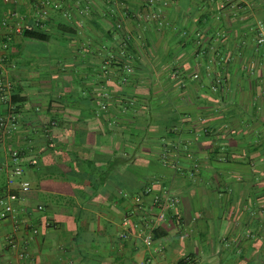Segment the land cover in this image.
I'll return each instance as SVG.
<instances>
[{
    "label": "crops",
    "instance_id": "crops-1",
    "mask_svg": "<svg viewBox=\"0 0 264 264\" xmlns=\"http://www.w3.org/2000/svg\"><path fill=\"white\" fill-rule=\"evenodd\" d=\"M39 11L46 39L14 33ZM2 20L0 264H264V0H0Z\"/></svg>",
    "mask_w": 264,
    "mask_h": 264
},
{
    "label": "built area",
    "instance_id": "built-area-1",
    "mask_svg": "<svg viewBox=\"0 0 264 264\" xmlns=\"http://www.w3.org/2000/svg\"><path fill=\"white\" fill-rule=\"evenodd\" d=\"M5 1H7V0H5ZM38 1L40 2V0H38ZM150 2H153V0H150ZM168 2H169V0H162L163 6L167 5ZM44 16H45V13L39 11L38 12V18L35 19L32 26L34 28H38L41 25L42 18ZM16 17H17V15H16ZM152 17H154V16H152ZM10 26H11V24H9V22L7 20L0 21V27H2V28H8ZM21 28H22L21 25L15 24V26L13 28L14 33L21 34L22 33ZM263 44H264V33L260 32L256 38V45L262 46ZM8 47H9L8 42L4 43L2 46L3 50H7ZM0 61H2V59H0ZM9 90H10V84L4 80V78L2 77V74H1V70H0V101L5 105H8L10 103ZM15 128H16L15 116L9 115L8 118L0 119V133H2V134L9 133L11 130H14ZM19 156H20V151L13 150L11 152V160H12L11 174L13 177H17V178H20L23 175V170L18 164ZM8 184L12 185L13 180L9 179ZM29 190H30V184L27 181H20L19 182V184H18V192L19 193L20 192L25 193V192H28ZM19 198H20L19 194L15 193V192L8 193L5 196L0 198V207H1V209H0V220H9L12 223L14 233L17 232L18 229L20 228L19 215H18L16 208L14 207V203L17 202ZM140 200H141V197L137 196L135 198V203L139 204ZM170 203L172 205L175 203V201L171 200ZM165 213L166 212H165L164 207L159 208V212H158L156 221L162 222L164 217H165ZM127 224H128L127 221L123 222V225H127ZM30 231H31L32 235L37 234V229H35V228H32ZM121 237L123 239H126V238H128V235L122 234ZM151 240H152V236L150 234H148L147 236H145L143 238V241L146 245H150ZM8 244L10 247L15 248L16 247L15 239L10 237L8 239ZM25 257H26V255L23 251L18 252L17 258L19 260H23V259H25ZM187 264H196V263L189 261V262H187Z\"/></svg>",
    "mask_w": 264,
    "mask_h": 264
},
{
    "label": "trees",
    "instance_id": "trees-1",
    "mask_svg": "<svg viewBox=\"0 0 264 264\" xmlns=\"http://www.w3.org/2000/svg\"><path fill=\"white\" fill-rule=\"evenodd\" d=\"M150 3L153 4L154 0L153 2H150ZM151 15H153V13ZM159 22L161 23V21ZM157 25L159 26L160 24H157ZM33 28L34 27L32 25H28L24 27L22 30V35L25 37L37 39V40L46 39V36L44 34L38 32L37 30H34ZM117 29L123 31L124 35L119 37L118 39V45H117L118 54L115 57V61L116 63H118L117 67H119V69L121 68V69H124L125 72H129L131 70L130 66L124 57L126 56V53L132 49V41L130 40L129 36H127L124 28H122L121 25L118 24ZM124 82H127V81L125 80Z\"/></svg>",
    "mask_w": 264,
    "mask_h": 264
},
{
    "label": "rangeland",
    "instance_id": "rangeland-1",
    "mask_svg": "<svg viewBox=\"0 0 264 264\" xmlns=\"http://www.w3.org/2000/svg\"><path fill=\"white\" fill-rule=\"evenodd\" d=\"M264 45V44H263Z\"/></svg>",
    "mask_w": 264,
    "mask_h": 264
}]
</instances>
